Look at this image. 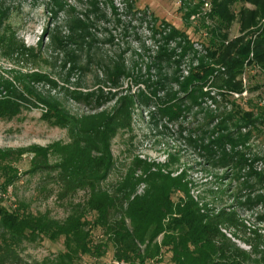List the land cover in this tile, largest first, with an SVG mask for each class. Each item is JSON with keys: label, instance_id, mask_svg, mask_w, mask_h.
<instances>
[{"label": "rangeland", "instance_id": "obj_1", "mask_svg": "<svg viewBox=\"0 0 264 264\" xmlns=\"http://www.w3.org/2000/svg\"><path fill=\"white\" fill-rule=\"evenodd\" d=\"M215 1L0 0V9H7L0 32L9 27L6 34L12 31L39 55L22 61L0 52V78L45 74L51 83L37 85L38 91L76 116L110 112L120 98H131L130 126L111 140L115 167L104 186L112 187L134 160L184 174L194 197L237 213L239 230H222L237 247L251 252V241L264 251V65L255 57L264 16L251 20L249 13L259 8L248 0L217 9ZM245 44L248 54L234 70L229 66ZM118 64L123 74L118 75ZM190 76L205 82L190 84ZM73 92L93 97L77 102ZM175 100L182 113L172 119L165 109ZM241 110L249 112L247 121ZM43 112L29 106L0 120V149L66 143L67 130L43 121ZM228 132L232 142H225V152H240L247 160L233 172L208 163L209 154L221 152L214 140ZM30 158L23 157L19 181L2 204L25 201L34 212L63 219L65 203L49 194L53 186L44 183V173L25 174ZM83 197L79 192L75 202ZM61 251L62 240L27 245L17 264H43ZM79 264L115 262L110 250L104 259L83 257Z\"/></svg>", "mask_w": 264, "mask_h": 264}, {"label": "trees", "instance_id": "obj_2", "mask_svg": "<svg viewBox=\"0 0 264 264\" xmlns=\"http://www.w3.org/2000/svg\"><path fill=\"white\" fill-rule=\"evenodd\" d=\"M235 1L216 0L214 7L226 8ZM248 2L259 8L249 13L251 20L256 15L264 16V0ZM6 11L0 9V25ZM8 30L5 27L0 32L2 55L16 56L22 61L37 59L39 55L19 43L12 31L6 34ZM256 40L255 57L264 65V27ZM248 50L249 44L237 50V58L229 67L236 70L242 66ZM117 73H124L123 65H117ZM202 79L190 76L188 81L203 84ZM41 83L51 82L39 72L16 76L13 81L0 78V120L13 119L29 106H41L43 121L66 129L68 134L66 143L0 149V264H17L27 245L45 240H62L63 251L53 261L43 264H79L83 257L101 260L110 250L118 264H264V251L256 244L248 241L251 252H246L222 232L239 230L242 224L237 213L214 209L194 197L184 174L173 176L134 160L112 187L104 186L115 167L111 140L130 126L131 98H120L110 112L76 116L56 99L39 92L36 86ZM73 95L77 102L83 97H93L80 92ZM181 111L178 100L165 109L172 119L179 117ZM239 113L247 121L249 112ZM223 125L222 121L217 126ZM214 141L221 152L209 154L208 163L213 168L219 166L233 172V168L247 161L242 153L231 155L223 149L225 142H232L229 132L220 134ZM25 155L31 156L30 169L25 174L44 173V183L53 186L49 194L62 205L65 203L63 219L53 218L47 211L34 212L25 201L8 207L2 204L4 194L19 181V165ZM141 185L143 189L139 193ZM42 191L46 189L43 187ZM79 192L84 197L75 202Z\"/></svg>", "mask_w": 264, "mask_h": 264}, {"label": "built area", "instance_id": "obj_3", "mask_svg": "<svg viewBox=\"0 0 264 264\" xmlns=\"http://www.w3.org/2000/svg\"><path fill=\"white\" fill-rule=\"evenodd\" d=\"M115 264H118V263L115 262Z\"/></svg>", "mask_w": 264, "mask_h": 264}]
</instances>
